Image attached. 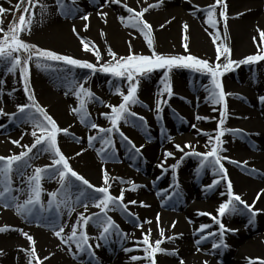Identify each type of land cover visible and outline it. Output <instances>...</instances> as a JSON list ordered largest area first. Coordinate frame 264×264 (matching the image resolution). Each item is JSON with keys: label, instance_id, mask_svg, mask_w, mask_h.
Listing matches in <instances>:
<instances>
[{"label": "bare ground", "instance_id": "obj_1", "mask_svg": "<svg viewBox=\"0 0 264 264\" xmlns=\"http://www.w3.org/2000/svg\"><path fill=\"white\" fill-rule=\"evenodd\" d=\"M40 3H46L50 7L48 14L41 22L35 23L30 31L33 40L49 46L54 50L69 54L76 58L94 61L90 53L82 50L79 38L72 32V26L75 25L80 36L94 41L101 49L103 59L107 60L105 42L111 45L112 49L118 55H127L129 52L128 41L131 40L133 51L143 54H149V50L143 37L134 29L125 27L120 21V16L128 15L120 5L105 6L100 9L98 5L103 0H79L81 13H92L88 23L89 29L85 32L83 25L85 21L79 16L75 18H64L57 13V8L52 6L54 0H39ZM127 2L130 7L139 11L142 7H147L149 3H156V0H122ZM20 0H0V7L5 9L15 7ZM214 3V0H165L160 8L150 9L145 13L144 18L153 25L154 36L157 42V51L167 54H183V24L186 22L190 26V52L201 58L213 61L215 58V46L209 32L215 31L205 23V15L193 11L197 6L203 8ZM228 4V38L227 42L233 50V58L241 59L247 55L255 54L260 45L259 30H264V0H227ZM241 10H238L240 9ZM30 11H33L30 8ZM36 19L39 20V8L34 9ZM97 11L107 12V23L104 19L96 15ZM219 8L217 17L219 18ZM174 18V19H173ZM170 21V22H169ZM164 24L163 29L160 25ZM223 36V23L218 25ZM207 29V31H205ZM101 31L104 36H101ZM256 38L254 41L253 38ZM78 78H81L82 72L75 70ZM225 89L231 95L228 97L229 117L226 121V127L241 129L245 133L251 134L247 138L226 135L224 147L227 152L224 153L236 161H248L243 167L228 164L229 176L233 182L234 191L241 195L248 204H252L256 199L257 193L264 190V104L258 102L257 97L264 95V62L254 66L242 65L234 72L225 75ZM162 71L152 74L150 79L142 80L139 89V99L147 107L140 105L134 106L132 111L146 117L148 131L151 139L149 140L145 131L127 124H122V131L132 139L137 146L145 145L142 149L143 161L133 162L125 154L124 147L121 146L117 137L116 147L119 149V157L115 161L104 162L97 154L94 147L90 148L87 144L89 129L82 125L79 120L71 114V107L78 103L75 97L69 93L65 95V89L57 79V73L45 72L31 68V86L35 91L36 98L41 105L45 106L50 115L58 122L62 128H69V131L76 137H82L81 143H76L70 136L59 137L61 150L66 156L70 157V164L74 170L78 171L92 184L100 186L102 183V166L106 167L112 176L123 177L126 181H135L144 185L136 192H126V199H135L138 202L144 201L150 207H140L139 204L130 206V210L137 213L141 220L151 219L150 225L144 226V231L150 227L152 229V241L160 239L159 230L156 224V214H160V227L165 230V236H178L174 241L165 242L162 247L168 250H177V256L158 255V264H180L182 258L184 264H247V258H264V211L256 217L255 224L247 225L248 215L237 214L223 218V222L229 229L238 231L225 234L227 248L212 249L213 241L202 242L199 245L201 251L197 252L195 241L199 239L196 230L201 224H210L211 231L218 230V226L213 224L208 216L197 215L198 212H210L216 214L215 207L226 199L220 196L221 191H226L224 184L218 186L214 191L204 192V186L211 183L215 177L211 171L197 174L199 161L195 157L185 158L179 167L177 179H173L172 171L162 173L157 165L163 160L165 150L175 153L176 159L169 158L167 165L176 163V160L182 155L174 148L175 143L183 146L186 142L194 144L198 151H205L206 137L197 134V130L191 125L195 123L198 129H204L212 132L216 128L219 112L213 111L214 107L205 100V92L200 87L201 82H185L181 78L183 75L176 74L173 71L170 74L173 95L168 99V104L164 107L163 118L156 119L155 102L158 98V92L163 87ZM241 80L236 82L233 78ZM255 77V78H253ZM0 78L5 79L4 91L7 92L13 88L16 89L14 95L10 98L6 94L0 101V107L8 113L16 110V104L26 103L27 99L23 92V86L18 82V76L8 75ZM109 80L99 82L97 76H92L86 87L91 90L106 103L118 104L120 101L112 94ZM126 88V85H124ZM218 107V106H216ZM88 110L93 120L104 127H108L109 122L99 114L109 111L108 108L98 104L91 103ZM196 115L214 117L206 121H198ZM242 117L243 120L239 119ZM183 118V119H181ZM0 124L6 127L0 129V155L18 154L21 148L10 143V140L19 139L22 133L26 132L28 125L17 126L11 123L7 117H0ZM214 127V128H213ZM164 129L162 132L161 129ZM93 132L95 130H92ZM188 131V132H187ZM259 133V135H256ZM167 135L173 137V141L167 140ZM25 136V135H24ZM197 136V137H196ZM22 144H31L30 140L23 138ZM99 147V145H96ZM81 148L86 149L80 156H75ZM254 148V149H252ZM126 161L128 166L120 165L118 160ZM50 158L42 155L41 161L35 167L50 164ZM32 167L26 175L32 173ZM246 168H255L256 173L249 174ZM139 169V170H137ZM137 170L138 173L135 171ZM187 173V174H186ZM159 177V179H157ZM16 178L14 177V181ZM155 181V183H153ZM164 182L161 187L158 184ZM168 182V183H166ZM179 183L180 197L172 201L163 203V195H157L160 190L168 189L169 193L174 191L170 185ZM18 183V182H17ZM45 193L42 195V201L47 204V192L56 191L58 183L55 180L43 181ZM15 186V185H14ZM121 187H129L128 184L120 185L114 183L112 192L119 194ZM26 194H21L19 199L22 201ZM214 208V209H213ZM255 208L264 210V193L255 203ZM210 209V211H209ZM211 209H213L212 212ZM84 211L83 207L77 206L76 211L71 216L65 215L61 219L66 222L65 234L70 232V226L75 222L79 212ZM97 208L89 205L88 212L91 214L98 212ZM121 230L129 233V239L121 243L102 244L96 249V255L100 264H145V262L130 261L131 255H143L142 252L124 253L122 247H132V241L141 238V230L129 225L125 221H120L117 216L120 212H109ZM242 218L245 220L243 221ZM176 221L175 228H172V222ZM191 221V222H190ZM246 221V222H245ZM242 222H244L242 224ZM9 226L11 228H21L29 232L36 241L37 254L43 260V257L50 256L43 264H77L76 260H87L86 256L79 259H73L64 249L60 240L54 237L53 232L47 227L41 226L37 221L26 222L21 216L15 213L14 209H4L0 206V227ZM87 231L90 235L98 234L97 229L91 224ZM182 234V235H181ZM246 236H249L246 238ZM20 249L30 250V243L21 233L8 231L0 233V250L4 255H0V264H27V256ZM54 255H50L53 254ZM91 264H96L95 261Z\"/></svg>", "mask_w": 264, "mask_h": 264}, {"label": "snow or ice", "instance_id": "obj_2", "mask_svg": "<svg viewBox=\"0 0 264 264\" xmlns=\"http://www.w3.org/2000/svg\"><path fill=\"white\" fill-rule=\"evenodd\" d=\"M11 2V0H9ZM25 0H20L15 7L19 9ZM33 11L29 7H24V14L18 18V22L13 20L7 27H4V21L0 19V72L4 77L8 75L18 76V82L23 86V92L26 96V103L16 104V110L8 113L3 107H0V117H7L11 123L17 126L28 125L31 128L30 133H22L19 139L10 140V143L21 148L18 154H10L7 156L0 155V206L4 209H14L15 213L21 216L26 222L31 223L37 221L41 226L47 227L53 232L54 237L60 240L64 249L72 256L73 259H79L82 256L88 258V264L95 261L100 264L96 255V249L102 244L123 243L129 239L130 234L121 230L109 212H120L127 216L134 227L141 230V238L132 241V247H122L124 253L142 252L143 255H131L132 262H145V264H158V255L177 256V250H168L162 247V244L174 241L178 236H165V230L160 227V214H156V224L159 230L160 239L152 241V229L149 227L144 231V226L152 223L151 219L141 220L137 213L130 210V206L139 204L140 207H150L144 201L135 199L127 200L126 192H136L144 185H140L135 181L125 180L123 177L112 176L106 167L102 166V183L100 186L92 184L88 179L74 170L70 164V157L66 156L61 150L59 137L61 134L70 136L76 143H81L83 138L76 137L69 131V128L59 126L56 119L49 114L47 108L40 104L36 98L34 89L31 86V68L45 72L57 73V79L61 86L65 89V95L71 93L76 101V106L71 107V114L76 116L79 122L89 129L87 136V144L90 148L94 147L97 154L106 163L115 161L119 157V149L117 145V137L121 146L125 149L128 159L137 162L143 161L142 149L145 145L137 146L121 129L122 124H127L135 128L145 131L147 138L150 140V132L148 131L147 119L132 111L134 106L140 105L147 107L139 99V89L142 80L150 79L152 74L162 71L163 87L158 92V98L155 102L156 119L163 118L164 107L168 104V99L173 95V87L171 84L170 74L177 69H187L198 74L199 77L206 78L207 83H201L200 87L205 92V100L213 105L212 110L219 112V119L216 128L212 131L198 129L193 123L191 127L197 130L198 135L206 137V150L198 151L196 146L191 142H186L183 146L179 143L174 144L176 151L182 155L176 160V163L167 165L169 158L176 159L175 153L165 150L163 160L157 165L162 173L172 171L173 179L178 176V169L185 158L195 157L199 161L197 174L201 172L211 171L213 176L211 183L204 186V192L214 191L218 186L224 184L226 191H221L220 196L226 199L219 203L216 214L210 212H198L197 215L208 216L213 224L218 226V230L211 231L210 224H201L196 230L199 239L195 241L197 252L201 251L199 245L202 242L212 239V249L227 248L225 242V234L228 232L238 231L229 229L223 222V218L230 215H248L247 225L255 224L256 217L262 211L255 208V203L260 199L261 193H257L256 199L252 204H248L241 195L234 191L233 182L229 176L228 164H235L243 167L248 161H236L227 156V149L224 147L226 135L247 138L251 134L245 133L241 129H233L226 127V121L229 117L228 97L231 95L225 89L223 78L226 74L234 72L240 66H254L260 62H264V30H259L260 45L255 54L247 55L241 59L233 58V50L227 42L228 38V4L227 0H214V3L206 6L195 8L193 15L200 12L205 15V23L215 31L209 32L212 43L215 46V58L210 61L206 58L198 57L190 52V26L188 23L183 24V54H167L157 51V42L154 36L153 25L145 18V13L150 9L160 8L165 0H156V3H149L147 7H142L139 11L130 7L127 2L122 0H103L98 7L103 9L105 6L120 5L128 15L120 16V21L125 27L136 30L142 37L149 50V54L134 52L131 40L128 41L129 52L127 55H118L105 42L106 55L109 59L104 60L100 47L89 39L80 36L75 25L72 26V32L79 38L82 50L90 53L94 57V61L76 58L69 54H62L58 51L43 48L35 43L26 42L21 38L22 33L30 34L35 23L41 22L48 14L49 5L40 3L39 0H27ZM57 8V13L64 18H79L85 21L83 30L89 29V19L92 15L90 12L81 13L79 0H54L52 5ZM39 8V20L36 19L34 9ZM219 8V18L217 17V9ZM8 10L0 7V15ZM96 15L104 19L107 23V12L97 11ZM174 19V18H173ZM170 22V21H169ZM223 23V36L221 35L218 25ZM164 24L160 25L163 29ZM207 31V29H205ZM101 36L104 32L101 31ZM255 41L256 38L254 37ZM87 70V75L78 78L75 70ZM97 73H103L110 77L108 84L113 88V95L120 97L118 104L106 103L98 97L90 87H86L92 76ZM126 85V90L124 89ZM5 79L0 78V101L6 94L10 98L14 95L16 89L13 88L7 92L4 91ZM258 102L264 104V95L257 97ZM91 103H98L109 109L107 112H101L99 115L109 122L108 127L97 124L88 106ZM218 106V107H216ZM183 119V118H181ZM198 121H206L215 119L196 115ZM4 124H0V129L5 128ZM92 130H95L94 132ZM163 132L164 129L162 128ZM30 134L33 137L31 144H22L24 135ZM259 135V133H256ZM168 141H173L171 135H167ZM99 145V147H96ZM86 149L81 148L75 156H80ZM41 155H47L50 158V164L40 167H34L30 175H26L29 168H32V161L38 159ZM139 170V169H137ZM249 174L256 173L255 168H246ZM14 177L16 180L14 181ZM159 179V177H157ZM55 180L58 183L56 191L47 192L48 200L42 201V195L45 193L43 181ZM18 182V183H17ZM128 184L129 187H121L118 195L112 192L113 184ZM155 183V181H153ZM15 185V186H14ZM174 189L169 193L168 189L160 190L157 195H163V203L178 199L180 197L179 183L170 185ZM21 194H26V198L22 201L19 199ZM89 205L96 207L99 211L91 214L88 212ZM77 206L83 207L84 211L79 212L75 222L70 226V232L65 234L66 222L62 221L65 215L71 216L76 211ZM191 222V221H190ZM176 221L172 222L171 227L175 228ZM94 226L98 234L92 236L87 231L89 225ZM8 231H16L22 234L30 243V250L20 249L24 251L28 260L27 264H43L50 256H38L36 249V241L29 232L21 228H11L9 226L0 227V233ZM182 235V234H181ZM0 255H4L0 250ZM50 255H54L50 254ZM180 264H184L180 259ZM207 264V261H204ZM247 264H264V258L256 257L247 258Z\"/></svg>", "mask_w": 264, "mask_h": 264}, {"label": "rangeland", "instance_id": "obj_3", "mask_svg": "<svg viewBox=\"0 0 264 264\" xmlns=\"http://www.w3.org/2000/svg\"><path fill=\"white\" fill-rule=\"evenodd\" d=\"M24 7H29V9L31 8V6L27 3V0H25V2H24L23 4H21V7H20L19 9H16V7H11V8H8V9H7L8 11H7L6 13L0 15V19H2V20L4 21V27H5V28H6L7 25H8L10 22H12L13 20H15L16 22H18V18H19V16H20L21 14H24V11H23V10H24ZM238 10H241V8L238 9ZM0 35H2V34H0ZM21 38L25 39L26 42L35 43V44H37V45L40 46V47L54 50L53 48H51V47H49V46L43 45V44L37 42L36 40H33V39L31 38V36H30L28 33H22V34H21ZM55 51H56V50H55ZM136 53H139V52H136ZM77 70H79V69H77ZM174 71L176 72V74L183 75V78H181V79L184 80L185 82H189V81H190V82L199 81V82H201V83H207V79H206V78L199 77L198 74H194V73L191 72L190 70H187V69H177V70H174ZM80 72L83 73L82 76H81V78H82L83 76H85V75L88 74V73H87V70H80ZM1 74H3V72H0V75H1ZM95 76H97L99 82H105L106 80H109V79H110V77H109L108 75L103 74V73H97ZM225 77H226V76H225ZM225 77H224L223 79H225ZM253 78H255V77H253ZM233 80H235L236 82H240V81H241V80H239V79H237V78H235V77L233 78ZM110 88H111V91L113 92V88H112L111 85H110ZM124 89L126 90L125 86H124ZM114 96H115V97H118L117 99L120 101V97H119L118 95H114ZM239 119L243 120L242 117H239ZM213 128H214V127H213ZM30 131H31V128L28 127V129H27L26 132L30 133ZM187 132H188V131H187ZM24 137L27 138L28 140H30V142L33 141V137H31L30 134H26ZM196 137H197V136H196ZM252 149H254V148H252ZM41 157H42V155H41L38 159H34V160L32 161V166H33V167H35V165H37V163L41 161ZM192 158H193V157H192ZM118 162H120V165H122V166H123V165L128 166V163H127L126 161H122V160L119 159ZM233 165H235V164H233ZM30 169H31V168H29V169L27 170V172H28ZM135 171L138 173L137 170H135ZM186 174H187V173H186ZM163 183H164V182H161L160 184H158L157 187H161V186L163 185ZM166 183H168V182H166ZM213 206L215 207V211H216V209H217L218 206H216V205H213ZM93 208H96V207L93 206ZM213 209H214V208H213ZM213 209H211V211H212ZM209 211H210V209H209ZM212 212H213V211H212ZM213 213H214V212H213ZM213 215H215V214H213ZM117 217H118V219H119L120 221H125L126 223H129V225L134 226L133 223L129 221V218H128L127 216H124V215L121 214V215H119V216H117ZM242 220L244 221L245 218H244V219L242 218ZM245 222H246V221H245ZM243 223H244V222H242V224H243ZM95 229H96V228H95ZM248 237H249V236H246V238H248ZM76 263H77V264H88L87 260H83V261H82L81 259L76 260Z\"/></svg>", "mask_w": 264, "mask_h": 264}]
</instances>
